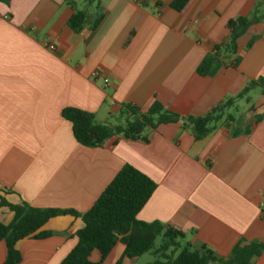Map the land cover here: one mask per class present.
Masks as SVG:
<instances>
[{
    "label": "crops",
    "instance_id": "1",
    "mask_svg": "<svg viewBox=\"0 0 264 264\" xmlns=\"http://www.w3.org/2000/svg\"><path fill=\"white\" fill-rule=\"evenodd\" d=\"M172 2L100 0L99 27L92 30L93 5L76 33L66 0L0 1V222L8 226L15 216L2 199L78 214L51 219L40 231L51 233L46 239L18 242L20 264H61L78 244L82 216L126 165L157 185L139 221L176 229L183 243L223 259L242 240L264 243V94L256 103L251 96L261 88L227 111L233 124L222 122L201 140L168 124L149 132L148 142L114 136L88 148L63 116L77 109L116 126L122 105L145 111L159 102L182 117H203L264 78V0H195L184 14ZM240 17L258 22L238 41L239 64L233 58L213 76L198 75ZM241 112L250 121L244 128ZM124 250L117 243L101 264H116ZM6 255L0 242V264ZM91 261H100L98 252ZM254 264H264V252Z\"/></svg>",
    "mask_w": 264,
    "mask_h": 264
},
{
    "label": "trees",
    "instance_id": "2",
    "mask_svg": "<svg viewBox=\"0 0 264 264\" xmlns=\"http://www.w3.org/2000/svg\"><path fill=\"white\" fill-rule=\"evenodd\" d=\"M6 4L11 0H0ZM195 0H173L170 7L177 13L184 14ZM74 11L69 20L70 28L81 32L88 23V14L76 8L73 0H66ZM89 6H96V19L92 30L99 27L103 20L100 0H87ZM258 22V18L240 17L228 23L230 37L226 45L217 46L208 54L197 69L203 77L215 75L227 67L229 60L232 66L240 62L238 41L249 28ZM250 42L248 49L252 46ZM261 88L264 94V78L251 81L235 98L226 100L203 117H182L169 110L159 102H154L149 109L142 110L131 104H124L119 112V123L116 126L99 123L94 114L77 109H65L64 118L72 124L76 141L88 148H98L114 136L127 140L148 142V134L161 125L180 124L183 129H192L196 140H201L216 130L224 122L227 126L236 120L227 116V111L248 94ZM261 116L256 119V124ZM250 129L247 130L248 133ZM240 131L233 134L237 136ZM156 183L132 166L126 165L112 183L97 199L93 207L82 216L84 227L77 233L78 244L61 264H101L112 252L117 243L124 245L125 250L116 264H136L144 255L153 253L154 262L149 264H254L264 252L263 242L240 241L227 259L220 258L206 246L196 248L190 243H183L185 236L180 231L160 223H144L137 219L156 190ZM2 206L14 213L13 222L6 226L0 222V242H5L7 255L4 264H20L22 256L16 249L18 242L28 239H46L49 232H40L53 218L74 216L73 210L38 209L27 204L11 205L2 199ZM161 245L155 249L156 240ZM94 252L100 255V261H91Z\"/></svg>",
    "mask_w": 264,
    "mask_h": 264
},
{
    "label": "rangeland",
    "instance_id": "3",
    "mask_svg": "<svg viewBox=\"0 0 264 264\" xmlns=\"http://www.w3.org/2000/svg\"><path fill=\"white\" fill-rule=\"evenodd\" d=\"M75 1L78 3L79 9H81V11H86V10L89 11L90 10V6L88 5L87 0H75ZM251 96L254 98L255 103H256L258 100L261 99V90L258 89L256 91V93L252 94ZM243 107H245V104L242 103L241 108L243 109ZM262 111H263L262 109L257 111L256 116L261 115ZM244 118H245V113L241 112L240 118H239L241 128H244L245 123L250 122L249 120H245ZM243 121H244V123H243ZM160 245H161V239L158 238L156 240V243H155V249H158L160 247ZM154 260H155L154 255L151 252V253L144 255L136 264H149V263L154 262Z\"/></svg>",
    "mask_w": 264,
    "mask_h": 264
},
{
    "label": "built area",
    "instance_id": "4",
    "mask_svg": "<svg viewBox=\"0 0 264 264\" xmlns=\"http://www.w3.org/2000/svg\"><path fill=\"white\" fill-rule=\"evenodd\" d=\"M5 19H7V17H5ZM48 48L51 50V51H55V46H53V45H48ZM98 72H94L93 74H92V77L93 78H96V77H98Z\"/></svg>",
    "mask_w": 264,
    "mask_h": 264
}]
</instances>
